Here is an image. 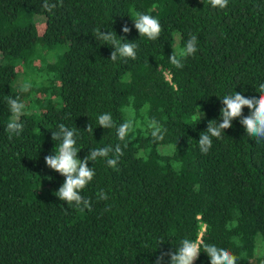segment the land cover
Returning <instances> with one entry per match:
<instances>
[{"label": "trees", "instance_id": "obj_1", "mask_svg": "<svg viewBox=\"0 0 264 264\" xmlns=\"http://www.w3.org/2000/svg\"><path fill=\"white\" fill-rule=\"evenodd\" d=\"M47 2L50 11L45 0H0V264H153L185 238L227 248L238 264H264V141L236 118L207 154L198 145L208 121L219 122L220 98L258 95L264 83V0H229L225 9L209 0ZM137 13L159 19L157 40L139 35ZM96 28L134 41L136 59L112 61L114 46L95 40ZM190 34L197 52L177 69L169 56ZM25 84L24 130L9 138L7 97L23 101ZM103 113L117 126L134 117L136 138L99 126ZM152 118L167 129L163 140H153ZM60 123L76 129L81 159L99 147L124 151L118 169L89 161L96 175L81 195L91 210L54 194L65 178L44 157L59 146L51 134ZM194 264H210L203 247Z\"/></svg>", "mask_w": 264, "mask_h": 264}, {"label": "clouds", "instance_id": "obj_2", "mask_svg": "<svg viewBox=\"0 0 264 264\" xmlns=\"http://www.w3.org/2000/svg\"><path fill=\"white\" fill-rule=\"evenodd\" d=\"M214 8L225 9L229 0H209ZM55 5H50L47 0L42 5L46 10H51ZM134 21V27L138 30L140 36H145L149 40H157L162 33V25L158 18L146 13H137ZM123 33H129L131 28L125 23L122 26ZM95 40L101 44L114 46L110 59H136L138 45L134 41H128L123 36H118L114 30L94 29ZM119 37V38H118ZM128 41V42H122ZM198 37L190 34V38L186 41L184 47L177 53L173 51L169 56V62L177 69L184 67V61L187 57L197 52ZM31 84H25L21 87L22 92H28ZM258 95H243L241 92L235 91L234 94L224 95L221 99L223 107L220 109L219 122L217 119L208 121L205 131L200 133L198 145L201 153L207 154L212 147L213 138H222L225 130L233 127V120L240 118V123L244 126L248 136L255 138L256 142L264 141V83H260L257 90ZM12 119L6 125V131L9 138L12 134L20 135L24 130V123L21 117L26 114V105L17 95L7 97ZM247 107L250 111L247 115H243V108ZM201 113L200 119L203 117ZM98 125L111 129L117 128V135L120 141H131L136 138L137 124L134 117L129 116L124 122L116 125L111 113H103L97 118ZM151 136L154 141L164 139L167 129L155 118L148 122ZM85 130L93 134L94 128L89 123ZM131 134V135H130ZM76 129L69 128L65 124L60 123L58 130L52 131L51 138L53 141H60L59 146L54 150V154L50 153L44 157L47 167L59 173L65 179L58 190L54 194L61 200L66 201L68 206H74L80 211L85 209L91 210V201L81 195V191L94 179L96 172L93 167H89V161L95 162L98 159H106L108 166L118 169V162L124 155L122 147L117 144L112 146L99 147L92 149L82 159L78 157L79 148L77 147ZM127 147V144L124 145ZM97 198L107 200L108 196L100 190ZM110 210V206L105 209ZM160 242H158L159 244ZM203 251L210 258V264H238V257L227 248L219 247L216 244H201L188 238L180 242V246L175 251L161 250L156 256L153 264H194Z\"/></svg>", "mask_w": 264, "mask_h": 264}, {"label": "rangeland", "instance_id": "obj_3", "mask_svg": "<svg viewBox=\"0 0 264 264\" xmlns=\"http://www.w3.org/2000/svg\"><path fill=\"white\" fill-rule=\"evenodd\" d=\"M38 18V17H37ZM36 18V19H37ZM42 18H38V22L35 24V25H39V20H41ZM44 24V22L42 23V25ZM35 29V32H36V35L37 36H39V34H40V26L39 27H35L34 28ZM176 42H177V40L175 39L174 40V46L176 47ZM38 61L37 60H34L32 63L33 64H36ZM22 71H25L26 69H27V67L23 64L22 66H21V68H20ZM24 74H22V75H19V78H18V81L20 82V83H22L23 81H24ZM29 92H30V90L28 91V92H23V95H24V99H23V102L25 103V105H27V99H26V97H27V95L29 94ZM40 95L41 96H43V94L42 93H40ZM161 149H162V151L164 152V153H170V152H172V150H173V147L171 146V145H167V146H163V147H161Z\"/></svg>", "mask_w": 264, "mask_h": 264}]
</instances>
